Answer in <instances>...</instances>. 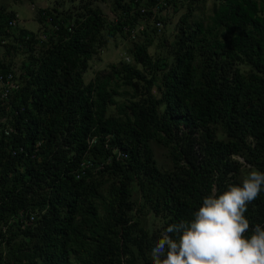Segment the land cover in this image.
<instances>
[{
	"label": "trees",
	"instance_id": "trees-1",
	"mask_svg": "<svg viewBox=\"0 0 264 264\" xmlns=\"http://www.w3.org/2000/svg\"><path fill=\"white\" fill-rule=\"evenodd\" d=\"M35 1L0 0V264H151L213 187L264 172V0L206 22L209 0H52L32 31L13 5ZM118 36L127 57L86 81ZM245 216L264 226V191Z\"/></svg>",
	"mask_w": 264,
	"mask_h": 264
},
{
	"label": "clouds",
	"instance_id": "clouds-1",
	"mask_svg": "<svg viewBox=\"0 0 264 264\" xmlns=\"http://www.w3.org/2000/svg\"><path fill=\"white\" fill-rule=\"evenodd\" d=\"M261 191L258 170L222 192L213 187L192 219L167 225L151 249V264H264V226L245 216Z\"/></svg>",
	"mask_w": 264,
	"mask_h": 264
},
{
	"label": "rangeland",
	"instance_id": "rangeland-1",
	"mask_svg": "<svg viewBox=\"0 0 264 264\" xmlns=\"http://www.w3.org/2000/svg\"><path fill=\"white\" fill-rule=\"evenodd\" d=\"M52 0H36L34 4L32 3H24L13 5V9L18 12V17L20 24L26 27L29 30L37 31L39 28V23L36 20V6H46L48 3H51ZM213 1H207L201 8V10L196 12L197 18H202L205 22L209 20V16L211 14V7ZM102 6L106 12H110L109 2H102ZM182 10L179 12H172L170 15V23L165 28V35L167 37H171V34L174 31L175 24L178 22L180 15L182 14ZM129 44V41L123 39L121 36L117 38H111L107 48L102 51L93 61L91 69L85 74V80L89 81L95 72V70H100L105 68L111 62H118L120 58L127 57L125 53V46ZM153 51V48L150 49ZM153 150L155 151V156L160 164H168V154L165 147L152 143ZM249 171H245V176ZM157 223V222H156ZM158 224V223H157Z\"/></svg>",
	"mask_w": 264,
	"mask_h": 264
},
{
	"label": "built area",
	"instance_id": "built-area-1",
	"mask_svg": "<svg viewBox=\"0 0 264 264\" xmlns=\"http://www.w3.org/2000/svg\"><path fill=\"white\" fill-rule=\"evenodd\" d=\"M171 1H174V0H158V4H157L155 7H153V11H154V12L158 11V10L161 8V6H166L167 3H168V2H171ZM176 1H183V0H176ZM157 25H158L159 27L162 26L160 22H158ZM143 28H144V25H139L137 28H135V30H132L131 38L134 39V38L136 37L137 32H138L139 30H142ZM1 81H3V78H2V77H0V82H1ZM5 94H6V93H5ZM5 94H3V96H5ZM11 131H12V129H7V130H6V134H9ZM123 156L126 157V154H123ZM90 164H91V162H87V163H85V164H83V165H84V167H85V166H88V165H90ZM100 165H101V167L103 166V164H100ZM84 167H82V169L80 168V171L77 173V177H81V175L84 174ZM4 230H5V229H4ZM3 264H9V263L4 262Z\"/></svg>",
	"mask_w": 264,
	"mask_h": 264
}]
</instances>
